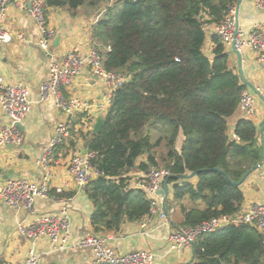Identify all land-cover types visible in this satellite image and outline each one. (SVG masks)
<instances>
[{"label": "trees", "instance_id": "trees-1", "mask_svg": "<svg viewBox=\"0 0 264 264\" xmlns=\"http://www.w3.org/2000/svg\"><path fill=\"white\" fill-rule=\"evenodd\" d=\"M104 0H47L48 7L75 12L82 5L98 8ZM100 20L99 36L111 49L106 69L129 78L116 90L99 133L89 132L86 148L99 174L84 187L94 211L95 232L118 231L150 214L152 199L133 187L129 173L158 165V143L145 126H166L168 148L163 160L171 175L198 171L199 183L171 177L173 200L185 226H195L240 211L244 201L237 184L263 159L257 128L241 119L229 134L228 118L239 108L247 87L229 65V51L214 33L213 57L205 52L207 25H219L240 0H117ZM166 124V125H165ZM184 135L179 148V134ZM133 134L136 138L133 137ZM148 160L138 163L140 156ZM187 264H264V242L251 224L227 225L205 234L193 245Z\"/></svg>", "mask_w": 264, "mask_h": 264}, {"label": "crops", "instance_id": "crops-1", "mask_svg": "<svg viewBox=\"0 0 264 264\" xmlns=\"http://www.w3.org/2000/svg\"><path fill=\"white\" fill-rule=\"evenodd\" d=\"M256 1L242 0L238 3V23L245 35L255 24L264 21V11L257 8ZM101 14L87 4L80 6L75 12L62 7H48L47 24L55 30L52 50L60 59L73 48L82 54H87L94 47L103 55L109 51L107 49L109 45L99 36V22L104 18ZM5 28L12 39L9 43L0 44V70L7 82L20 81L27 86L32 109L18 122L23 132V141L0 146V181L23 177L42 182L45 172L38 167L36 161L52 139L55 126L60 122H67L71 127L72 136L55 147L56 161L51 165L48 176L51 193L46 198H37L34 210L36 213H55L60 211L63 205H68L71 219V248L52 251L46 237L38 240L23 237L18 230V224L21 222L28 224L32 218L31 214L26 209L11 208L0 202V264L20 263L27 258L31 250L39 257V264H93V251L90 248L78 247L79 241L87 235L105 238L109 245L120 252L138 249L151 251L156 255L154 264L190 262L194 257L193 246L178 251L171 249L168 241V236L172 232L185 226L180 209L170 205L174 192L172 184H169L167 200L161 199L159 203L160 211L174 209L173 213L168 214L167 220L161 219L159 213H155L146 228L142 227V220L126 221L121 224L118 231H94L91 223L93 203L85 188L80 187L70 175L68 167L73 148L77 147L83 153L87 151L85 142L89 132L93 131L96 121L106 115L100 112L97 105L105 99L107 89L100 78L94 76L89 67H85L75 81L63 89V94L65 97L76 96L88 101L92 105L91 109L70 115L57 106L54 97L46 101L41 100L40 87L49 74V57L38 46L42 37L41 28L29 12L17 3L10 6ZM210 30L205 52L213 57L214 28ZM57 39L59 41L55 44ZM240 54L241 63L234 49L229 50V65L239 75L242 69L247 81L244 83L249 88L260 90L256 91V113L253 116L246 117L237 109L228 118L229 134L231 137L235 135V127L241 119H250L257 128V146L263 151L262 161L241 185L244 193V201L240 208L242 210L253 203L264 204V73L257 61V53L252 48L246 46ZM11 121L8 115L0 111V128ZM183 140L184 135L180 133L177 148ZM128 175L131 185L141 188L145 173L133 170ZM188 181L197 185L199 177L194 176ZM56 187H62L63 193H56Z\"/></svg>", "mask_w": 264, "mask_h": 264}, {"label": "built area", "instance_id": "built-area-1", "mask_svg": "<svg viewBox=\"0 0 264 264\" xmlns=\"http://www.w3.org/2000/svg\"><path fill=\"white\" fill-rule=\"evenodd\" d=\"M16 3L26 9L38 23L42 31L38 46L49 57V74L40 87L41 100L46 101L54 97L57 106L70 115L91 109L92 105L88 101L76 96L65 97L63 94V89L70 86L85 67H89L92 74L100 78L107 89L105 99L97 105L100 112L107 113L116 90L127 82L128 77L118 70L106 69L104 55L97 47L92 48L87 54H82L78 49L73 48L60 59L52 50L55 30L47 24V0H0V44L9 43L12 39L5 28V21L10 6ZM256 6L264 11V0H257ZM237 7L238 5L232 6L226 19L219 25H207L208 33L214 28L213 34L216 33L220 37L228 51L233 48L234 41L240 53L246 46L252 48L257 53V61L264 73V21L255 24L245 35L239 27ZM107 49L110 50L111 47L108 46ZM256 91L247 86L241 93L238 109L246 117L256 113ZM31 105L27 86L20 81L7 82L0 70V111L12 119L10 124L0 128V146L14 145L23 141V132L18 122L31 112ZM71 136V127L67 122H60L55 126L52 139L36 161L38 167L45 172L42 182L23 177L0 181V202L11 208L26 209L31 214L32 218L28 224L23 222L18 224L20 234L28 240L46 237L52 251L71 248V219L68 205H63L62 209L55 213H36L34 202L37 198H46L50 195L51 185L48 176L51 165L56 161L55 147ZM233 137L236 138V135ZM94 157V151L87 150L83 153L79 148H73L68 169L80 187H85L99 174L91 164V159ZM144 173V180L140 186L152 199L150 214L141 224L146 228L153 214L159 213L161 219L167 220L168 214L173 213L174 209L159 210V203L163 199L159 191L163 188V181L171 175L170 170L166 167L150 168ZM56 193L62 194V187H56ZM242 223L254 225L264 242V204L253 203L235 214L222 215L195 226H184L175 230L168 236L170 248L180 251L192 247L202 235L213 233L227 225ZM78 247L90 248L93 251V264H154L156 258L155 253L145 249L120 252L109 245L105 238L96 235L83 237ZM38 262L39 257L34 250H31L24 261L10 264H38Z\"/></svg>", "mask_w": 264, "mask_h": 264}, {"label": "rangeland", "instance_id": "rangeland-1", "mask_svg": "<svg viewBox=\"0 0 264 264\" xmlns=\"http://www.w3.org/2000/svg\"><path fill=\"white\" fill-rule=\"evenodd\" d=\"M117 3H118L117 0H104L100 3L99 7L96 9L94 8V10L96 12H101L102 13L101 16L104 15V17H105L106 10L109 7H113ZM118 5H119V3H118ZM121 73L123 75L127 76L123 72H121ZM166 126L160 124L159 122H155V120H152L145 126V129L143 131L144 134L150 135L151 140L153 142L158 143L154 149V152H153V154L157 158L158 165H150V168H164V167H166V162L163 160V157L166 156V152L168 150V148L166 146V142L168 141L169 134L167 135ZM133 137L136 138L134 136V134H133ZM147 160H148V154H145V155L140 156V158L138 159V163H141V161H147Z\"/></svg>", "mask_w": 264, "mask_h": 264}, {"label": "water", "instance_id": "water-1", "mask_svg": "<svg viewBox=\"0 0 264 264\" xmlns=\"http://www.w3.org/2000/svg\"><path fill=\"white\" fill-rule=\"evenodd\" d=\"M241 1L242 0H240L239 3H241ZM58 41H59V39H57L55 44H57ZM233 49L238 54L239 59H240V63H241V54L235 47V41H234V44H233ZM240 76H241V79L246 83L247 81L245 80V78L243 76L242 69L240 70ZM104 121H105V119L103 117H100L96 121V124H95L94 129H93L94 133H99L102 130V127L104 125ZM253 171H254V169L248 171L237 184L242 185ZM197 175H198V171L193 172L191 174L170 175L163 181V188L159 191V194L163 196L164 200H167L168 195H169V179L171 177H177V178H179L181 180H188V179H191L192 177L197 176Z\"/></svg>", "mask_w": 264, "mask_h": 264}, {"label": "bare ground", "instance_id": "bare-ground-1", "mask_svg": "<svg viewBox=\"0 0 264 264\" xmlns=\"http://www.w3.org/2000/svg\"><path fill=\"white\" fill-rule=\"evenodd\" d=\"M35 203V202H34Z\"/></svg>", "mask_w": 264, "mask_h": 264}]
</instances>
